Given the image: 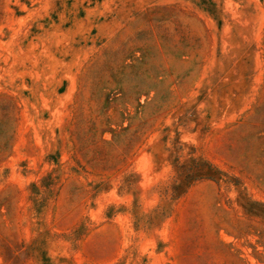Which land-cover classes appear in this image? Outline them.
Listing matches in <instances>:
<instances>
[{
    "label": "rangeland",
    "instance_id": "1",
    "mask_svg": "<svg viewBox=\"0 0 264 264\" xmlns=\"http://www.w3.org/2000/svg\"><path fill=\"white\" fill-rule=\"evenodd\" d=\"M0 264H264V0H0Z\"/></svg>",
    "mask_w": 264,
    "mask_h": 264
},
{
    "label": "trees",
    "instance_id": "2",
    "mask_svg": "<svg viewBox=\"0 0 264 264\" xmlns=\"http://www.w3.org/2000/svg\"><path fill=\"white\" fill-rule=\"evenodd\" d=\"M207 166H206V170H205V172H203L201 175H204V176H209V175H211V171H210V165L206 162L205 163Z\"/></svg>",
    "mask_w": 264,
    "mask_h": 264
}]
</instances>
